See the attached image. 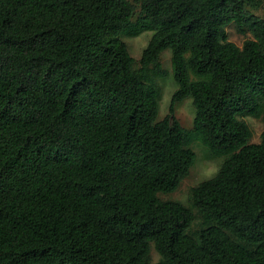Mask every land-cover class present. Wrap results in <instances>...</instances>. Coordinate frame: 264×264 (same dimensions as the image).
<instances>
[{
    "label": "trees",
    "instance_id": "obj_1",
    "mask_svg": "<svg viewBox=\"0 0 264 264\" xmlns=\"http://www.w3.org/2000/svg\"><path fill=\"white\" fill-rule=\"evenodd\" d=\"M261 1L0 0V264H264V129L249 142L242 118L264 121ZM143 30L135 66L121 35ZM186 97L190 128L173 114ZM193 140L217 171L188 205L160 198Z\"/></svg>",
    "mask_w": 264,
    "mask_h": 264
},
{
    "label": "rangeland",
    "instance_id": "obj_2",
    "mask_svg": "<svg viewBox=\"0 0 264 264\" xmlns=\"http://www.w3.org/2000/svg\"><path fill=\"white\" fill-rule=\"evenodd\" d=\"M255 14L264 17V0L259 2L256 7L250 8ZM134 19V18H133ZM228 39L241 46L244 39L251 37L249 32L241 33L238 31L235 23H230L226 26ZM152 30H143L136 35L123 34L121 39L127 44L131 56L135 59V66H138V59L146 46ZM170 49H164L160 55V62L162 68L165 70L163 76L156 77V84L158 89V119L170 113L171 97L177 84L173 77V66L171 64ZM173 114L178 119L180 124L185 128L192 126L194 117V106L191 97H186L181 101L173 104ZM242 118L247 122L252 130V135L249 142H257L260 139V133L264 129V121L260 116L243 115ZM195 153V161L190 167L186 177L182 179L176 190L170 193H159L162 199L178 200L186 205L189 204V189L198 182L207 179L215 174L221 161L222 156L213 155L202 143L198 140H193L189 144ZM151 263H155L159 254L154 249L153 244L150 250Z\"/></svg>",
    "mask_w": 264,
    "mask_h": 264
}]
</instances>
